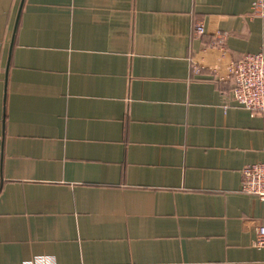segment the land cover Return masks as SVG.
Masks as SVG:
<instances>
[{
  "label": "crops",
  "instance_id": "1",
  "mask_svg": "<svg viewBox=\"0 0 264 264\" xmlns=\"http://www.w3.org/2000/svg\"><path fill=\"white\" fill-rule=\"evenodd\" d=\"M21 1L0 0V264H264L242 192L264 114L232 97L264 55L255 0H24L13 39Z\"/></svg>",
  "mask_w": 264,
  "mask_h": 264
},
{
  "label": "built area",
  "instance_id": "2",
  "mask_svg": "<svg viewBox=\"0 0 264 264\" xmlns=\"http://www.w3.org/2000/svg\"><path fill=\"white\" fill-rule=\"evenodd\" d=\"M253 16L264 19V0H255ZM197 34H204V26L196 27ZM234 88L232 97L235 102L252 113L264 114V55L262 53L246 56L232 68ZM242 192L264 201V162L246 166L243 169ZM255 246L264 248V227L257 231ZM39 258L29 264H44Z\"/></svg>",
  "mask_w": 264,
  "mask_h": 264
},
{
  "label": "water",
  "instance_id": "3",
  "mask_svg": "<svg viewBox=\"0 0 264 264\" xmlns=\"http://www.w3.org/2000/svg\"><path fill=\"white\" fill-rule=\"evenodd\" d=\"M23 1H21V5H20V8H19V11L17 13V18H16V22H15V27H14V32H13V39H14V36H15V31H16V28H17V24H18V21H19V17H20V13H21V9H22V6H23ZM12 39V40H13ZM12 47V43H11V46H10V49ZM11 52V51H10ZM8 68L6 69V73H5V81H4V102L6 100V88H7V79H8ZM3 124V127H4V122L2 123ZM3 139V138H2Z\"/></svg>",
  "mask_w": 264,
  "mask_h": 264
}]
</instances>
